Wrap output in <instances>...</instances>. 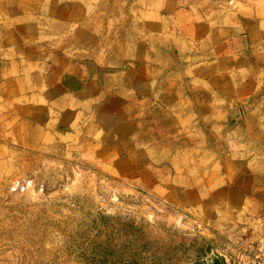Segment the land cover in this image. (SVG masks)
I'll list each match as a JSON object with an SVG mask.
<instances>
[{
	"label": "crops",
	"instance_id": "1",
	"mask_svg": "<svg viewBox=\"0 0 264 264\" xmlns=\"http://www.w3.org/2000/svg\"><path fill=\"white\" fill-rule=\"evenodd\" d=\"M75 142L226 245L264 241V0H0V189Z\"/></svg>",
	"mask_w": 264,
	"mask_h": 264
},
{
	"label": "rangeland",
	"instance_id": "2",
	"mask_svg": "<svg viewBox=\"0 0 264 264\" xmlns=\"http://www.w3.org/2000/svg\"><path fill=\"white\" fill-rule=\"evenodd\" d=\"M75 145L20 155L7 182L25 190L0 189V264H212L238 253L224 231L190 226L96 147Z\"/></svg>",
	"mask_w": 264,
	"mask_h": 264
},
{
	"label": "built area",
	"instance_id": "3",
	"mask_svg": "<svg viewBox=\"0 0 264 264\" xmlns=\"http://www.w3.org/2000/svg\"><path fill=\"white\" fill-rule=\"evenodd\" d=\"M234 257L224 255L220 264H264V241L250 240Z\"/></svg>",
	"mask_w": 264,
	"mask_h": 264
},
{
	"label": "bare ground",
	"instance_id": "4",
	"mask_svg": "<svg viewBox=\"0 0 264 264\" xmlns=\"http://www.w3.org/2000/svg\"><path fill=\"white\" fill-rule=\"evenodd\" d=\"M9 188H10V190H12V191H19V192H21V191L25 190L26 185H23V184L20 182L19 179L14 178V179L11 180V182H10V184H9ZM218 261H219V260H218L217 258H213V262H212V264H219Z\"/></svg>",
	"mask_w": 264,
	"mask_h": 264
},
{
	"label": "water",
	"instance_id": "5",
	"mask_svg": "<svg viewBox=\"0 0 264 264\" xmlns=\"http://www.w3.org/2000/svg\"><path fill=\"white\" fill-rule=\"evenodd\" d=\"M219 262V261H218ZM219 264H220V262H219Z\"/></svg>",
	"mask_w": 264,
	"mask_h": 264
}]
</instances>
